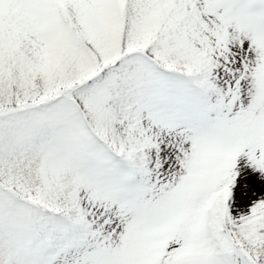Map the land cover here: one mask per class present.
<instances>
[{
	"label": "snow or ice",
	"instance_id": "6c2138e0",
	"mask_svg": "<svg viewBox=\"0 0 264 264\" xmlns=\"http://www.w3.org/2000/svg\"><path fill=\"white\" fill-rule=\"evenodd\" d=\"M0 264H264V0H0Z\"/></svg>",
	"mask_w": 264,
	"mask_h": 264
}]
</instances>
